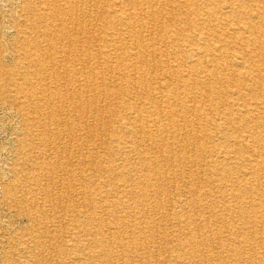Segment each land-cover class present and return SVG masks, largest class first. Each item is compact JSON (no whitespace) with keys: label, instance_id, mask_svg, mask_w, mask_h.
<instances>
[{"label":"bare ground","instance_id":"bare-ground-1","mask_svg":"<svg viewBox=\"0 0 264 264\" xmlns=\"http://www.w3.org/2000/svg\"><path fill=\"white\" fill-rule=\"evenodd\" d=\"M196 1L0 4L19 36L0 94L23 125L0 201L30 222L4 264H134L171 220L182 239L161 264L216 263L204 249L264 264V0ZM64 130L80 160H62ZM68 193L86 204L70 228L55 211Z\"/></svg>","mask_w":264,"mask_h":264},{"label":"rangeland","instance_id":"rangeland-1","mask_svg":"<svg viewBox=\"0 0 264 264\" xmlns=\"http://www.w3.org/2000/svg\"><path fill=\"white\" fill-rule=\"evenodd\" d=\"M194 1L196 2V4L194 3V5H192L193 6L192 8L201 9L202 6L200 5V3H197L196 0H194ZM1 3L6 4L7 0H0V4ZM5 23L7 25H5ZM0 28H1L0 29V40H2V43L4 44V52H3V54L0 53V55H1L0 56V63H3V64L5 63L4 65H5L6 69L14 68L16 66V62L13 58V54L15 52L13 45H14L15 41L17 40V37H19V36L12 33V31L10 32L7 30V29H10V22L8 19H6V20L2 19L1 20ZM5 39H7V40H5ZM6 52H7V54H6ZM1 58H2V60H1ZM7 90L8 91L6 93H4L3 95L0 94V175H5L4 176L5 177L4 182H6L8 179L7 171L9 170V167H11L13 165L15 159L17 158V156L15 155L16 147L18 145L17 139L20 136V134L22 133V129H23V125L21 124V117H20V115H18L16 109L11 107V101H8V105L5 104L7 99H10V100L13 99V97H12L13 93L9 92L10 90L8 88H7ZM5 97L7 99H5ZM102 112L104 113L105 111H102ZM59 117L62 120L67 118L65 114H62V112H61V114H59ZM107 118H108V120H107ZM101 120H100V123L98 122L99 124L96 123L95 125L97 127V131L99 133H101L100 135L104 136L102 128H104V127H105V129L109 128L111 120L109 119V117H106V115H104L103 119H101ZM106 123H108V124H106ZM64 133H65V130L62 131L63 135L61 134V138H63V139H61L62 150L60 153L62 160L67 161L70 158V154H72V153H74V156L79 155V160H80V154L83 152H86L87 149L78 145L77 143L71 142L69 140V137ZM78 151H79V153H78ZM76 160H77V158L75 157V161ZM63 167H66V165H63L62 168ZM66 168L69 169V168H71V166L66 167ZM81 169L79 172L76 170L77 173H74L77 175L76 179L86 181V179H84V177H83L84 175H83V172ZM195 171H197V170H195ZM94 175L97 176L98 173L90 172L88 174V178L94 179V177H95ZM58 180H59L58 182H60V183H58L57 186H59V190L64 192L63 190L66 189L65 187L68 184L67 182L69 181V178L64 175V176L58 178ZM55 182H57L56 179H55ZM2 184L3 183L0 184V199L3 196V192H2L3 191V185ZM75 184H76L75 188H76V192H77L80 188V185L78 184V182H75ZM57 189H58V187L54 191L57 192ZM174 192H175V189L170 188L168 191V194H172ZM68 195L69 196L66 195L65 197H63V199H60L57 201L58 207L56 208L55 211H64V217L65 218L62 219L63 222L61 221L60 224L70 228V227H72V225L74 223H73V220H71L70 215H69L71 212H67V211H72L73 209H75L76 211H82L83 209H85L84 207H86V204L83 203V198L81 199V197L78 196V199H77L78 203H76L77 201L76 202L74 201L75 200L74 196L71 195L70 193H68ZM87 207L90 209L93 208L92 205H87ZM51 208L52 207L49 206V208H47L48 209L47 211H51ZM53 211H54V209H53ZM100 211H101V209H100ZM16 213H17L16 211L10 210L2 201H0V261H1L0 264H4L6 261L8 262L9 260H12V257L9 256L10 253L15 251L20 246L21 236H24V234H27V232H29L28 231V227H29V223H30L29 219L27 217H25L23 214H19V213L16 214ZM206 216H208V215H206ZM80 220H82V219H79V222H81ZM167 227L168 228L170 227V229H171V232L168 231V233H169V235L167 236L168 238L167 237L164 238L162 241V244H160L159 246L151 247L152 253L150 252V254L148 256H145L144 255L145 253L143 251H136L134 254H131V256L133 257L134 264H144V263L145 264H161V259L163 257H165L166 259H169L171 255L175 254L178 251V250L174 249L175 248V246H174L175 242L174 241L182 239V237H181V235H179L181 233L178 231V228L176 227V222L174 220L169 221L167 224ZM213 232H223L222 233L223 236L228 234L227 232L223 231V228L221 227V225H216L215 227H213ZM55 234H57V238H56L57 241H54V242H58L61 239H65L66 235H68L65 232L61 233L60 231L56 232ZM28 238H29V236L25 237L24 240H26ZM158 248H159V250H158ZM204 251H207L208 252L207 254L212 256L211 260L215 261L217 258V260L215 261L216 263L211 262L210 264H230L229 261L227 262L225 260L219 259V256L223 255V253L220 252V249H215L212 251L208 250V249H204ZM3 259H5V260H3ZM227 259L230 260L229 257Z\"/></svg>","mask_w":264,"mask_h":264}]
</instances>
